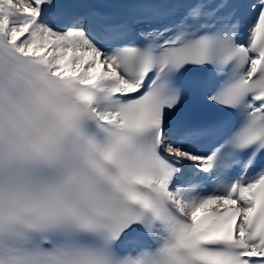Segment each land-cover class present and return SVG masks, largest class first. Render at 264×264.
I'll list each match as a JSON object with an SVG mask.
<instances>
[{
  "label": "bare ground",
  "instance_id": "1",
  "mask_svg": "<svg viewBox=\"0 0 264 264\" xmlns=\"http://www.w3.org/2000/svg\"><path fill=\"white\" fill-rule=\"evenodd\" d=\"M19 4L27 3L28 0H17ZM18 28L21 30L24 29L23 25H18ZM60 35L63 38L62 47H66L67 51H72V53H76L77 51H82L83 56L76 61L84 63L86 57L96 58L97 50L93 47L92 43L84 38L81 34L76 32H61ZM45 33H41L37 35L35 40V44H38L41 39H44ZM65 56V55H64ZM61 56L60 58H63ZM218 195L214 193H207L204 195H188L186 196V201H188V205L185 206V209L188 212L195 213L197 206L210 207L213 206L218 201ZM183 202V201H182Z\"/></svg>",
  "mask_w": 264,
  "mask_h": 264
}]
</instances>
